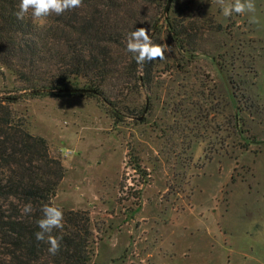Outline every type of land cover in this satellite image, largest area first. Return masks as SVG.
I'll use <instances>...</instances> for the list:
<instances>
[{
	"label": "rangeland",
	"instance_id": "374dc122",
	"mask_svg": "<svg viewBox=\"0 0 264 264\" xmlns=\"http://www.w3.org/2000/svg\"><path fill=\"white\" fill-rule=\"evenodd\" d=\"M170 14L196 28L186 33L197 54L181 58L163 31L157 44L171 51L151 88L134 94L131 118L114 122L95 98L26 97L2 69L0 98L22 96L10 108L61 160L53 203L90 216L91 264H264V56L256 60L255 35L264 37V22L254 33L215 0Z\"/></svg>",
	"mask_w": 264,
	"mask_h": 264
},
{
	"label": "trees",
	"instance_id": "16d2710c",
	"mask_svg": "<svg viewBox=\"0 0 264 264\" xmlns=\"http://www.w3.org/2000/svg\"><path fill=\"white\" fill-rule=\"evenodd\" d=\"M168 1L83 0L77 9L34 21L30 15L17 18L19 0H0V69L22 84L26 97L95 98L114 122L131 118L134 94L139 87L151 88L160 61L145 63L141 71L126 50L130 32L146 27L157 43L165 31L181 58L197 54L195 34L186 33L196 28H185L171 14L165 19ZM170 1L172 14L181 7L190 11L195 2ZM65 89L96 94L57 92ZM21 98H0V264H91L95 233L85 212L58 207L64 227L53 232L62 237L57 254H50L49 245L35 238L41 208L54 205L65 170L61 160L50 155L47 141L32 135L23 117L10 108ZM27 203L33 211L24 214Z\"/></svg>",
	"mask_w": 264,
	"mask_h": 264
},
{
	"label": "clouds",
	"instance_id": "9594fccd",
	"mask_svg": "<svg viewBox=\"0 0 264 264\" xmlns=\"http://www.w3.org/2000/svg\"><path fill=\"white\" fill-rule=\"evenodd\" d=\"M215 3L220 7L224 17H231L234 13L238 15L251 14L250 22H258L254 15L256 12L255 0H215ZM82 4L83 0H19L16 16L18 19L24 20L30 15L32 20L40 21L53 14L59 16L77 9ZM126 50L133 54L139 69L142 71L145 63L157 59L164 60L166 58L165 53L171 51V48L167 44L154 43L149 35V29L138 27L128 34ZM32 211L31 203L25 204L22 209L24 214ZM41 212L43 215L37 221L40 230L35 233V238L37 241L48 244V252L55 255L60 250L62 237L53 235V232L64 227L63 210L54 205L44 204Z\"/></svg>",
	"mask_w": 264,
	"mask_h": 264
},
{
	"label": "crops",
	"instance_id": "0c3cea01",
	"mask_svg": "<svg viewBox=\"0 0 264 264\" xmlns=\"http://www.w3.org/2000/svg\"><path fill=\"white\" fill-rule=\"evenodd\" d=\"M255 4L259 8V9L256 8V10H258L260 14H264V0H255ZM250 15L251 14H245L244 16H246L245 18L248 20L250 27H252V30L254 31V28L261 27V25H258V24H262L261 22H264V16H263V20L262 21H260L259 17L256 16L258 22L257 23H251L250 22ZM254 33H255V31H254ZM255 35H256V39L258 41L262 42V45H263V47L261 48L259 54L256 56V60H258L261 56H264V37L260 36V34H258V35L255 34ZM256 69H257V65H256Z\"/></svg>",
	"mask_w": 264,
	"mask_h": 264
},
{
	"label": "water",
	"instance_id": "95a60500",
	"mask_svg": "<svg viewBox=\"0 0 264 264\" xmlns=\"http://www.w3.org/2000/svg\"><path fill=\"white\" fill-rule=\"evenodd\" d=\"M170 5H171V1L169 0L164 9L165 19H168L169 17ZM57 92L63 94H87V93L96 94L94 90H88V89H65V90H58Z\"/></svg>",
	"mask_w": 264,
	"mask_h": 264
}]
</instances>
